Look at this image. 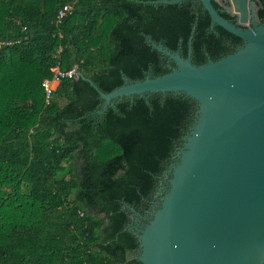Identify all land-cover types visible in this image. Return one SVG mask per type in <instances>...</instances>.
<instances>
[{"label":"trees","instance_id":"1","mask_svg":"<svg viewBox=\"0 0 264 264\" xmlns=\"http://www.w3.org/2000/svg\"><path fill=\"white\" fill-rule=\"evenodd\" d=\"M148 1L0 0V264H141L132 258L129 207L149 208L197 104L151 94L119 99L96 116L103 101L84 79L108 94L123 77L171 72L148 40L182 58L190 47L196 66L242 46L211 29L199 1ZM67 4L72 12L57 24ZM256 4L264 24V0ZM57 64L80 77L61 79L46 103L42 82Z\"/></svg>","mask_w":264,"mask_h":264},{"label":"water","instance_id":"2","mask_svg":"<svg viewBox=\"0 0 264 264\" xmlns=\"http://www.w3.org/2000/svg\"><path fill=\"white\" fill-rule=\"evenodd\" d=\"M196 1L211 29L217 26L241 40L236 52L196 66L190 47L182 58L179 50L148 40L174 64L171 72L138 81L123 77L122 86L108 94L83 79L103 101L96 116L119 99L151 94L182 95L197 104L157 209L132 231L138 244L132 258L141 264H264V24L256 0ZM212 1L236 22L221 17Z\"/></svg>","mask_w":264,"mask_h":264},{"label":"built area","instance_id":"3","mask_svg":"<svg viewBox=\"0 0 264 264\" xmlns=\"http://www.w3.org/2000/svg\"><path fill=\"white\" fill-rule=\"evenodd\" d=\"M73 7L70 4L64 5L61 9H59L57 16H56V23L60 24V22L71 14ZM52 77L51 79L44 80L42 82V88L45 93V101L46 103L50 99L52 93L54 92L56 86L58 85L59 81L64 78L71 79L72 77L76 76L75 69L70 71H62L60 69V65L57 64L53 69H51Z\"/></svg>","mask_w":264,"mask_h":264},{"label":"flooded vegetation","instance_id":"4","mask_svg":"<svg viewBox=\"0 0 264 264\" xmlns=\"http://www.w3.org/2000/svg\"><path fill=\"white\" fill-rule=\"evenodd\" d=\"M169 170L167 171L165 177L169 174ZM165 177L163 181L159 184V186L156 188V192L153 196V201H151L149 208L146 210H143L141 212H131V215L129 216V225L128 228L133 231L135 229H139L143 225L147 223V220L150 218L152 213L157 209L159 205V200L161 197V194L165 193L167 188V182L165 181Z\"/></svg>","mask_w":264,"mask_h":264},{"label":"rangeland","instance_id":"5","mask_svg":"<svg viewBox=\"0 0 264 264\" xmlns=\"http://www.w3.org/2000/svg\"><path fill=\"white\" fill-rule=\"evenodd\" d=\"M23 188H24V187H23ZM23 188L21 189V192H23ZM25 191H26V190H25ZM25 191H24V192H25Z\"/></svg>","mask_w":264,"mask_h":264}]
</instances>
